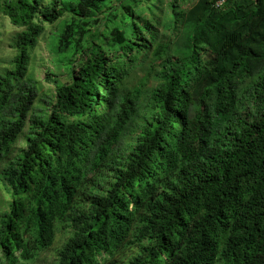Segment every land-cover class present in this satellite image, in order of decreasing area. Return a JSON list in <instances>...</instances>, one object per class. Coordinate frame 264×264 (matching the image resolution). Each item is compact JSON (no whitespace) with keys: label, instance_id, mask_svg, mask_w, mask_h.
I'll use <instances>...</instances> for the list:
<instances>
[{"label":"trees","instance_id":"trees-1","mask_svg":"<svg viewBox=\"0 0 264 264\" xmlns=\"http://www.w3.org/2000/svg\"><path fill=\"white\" fill-rule=\"evenodd\" d=\"M113 2L0 0V264H264V0Z\"/></svg>","mask_w":264,"mask_h":264},{"label":"rangeland","instance_id":"rangeland-1","mask_svg":"<svg viewBox=\"0 0 264 264\" xmlns=\"http://www.w3.org/2000/svg\"><path fill=\"white\" fill-rule=\"evenodd\" d=\"M161 4L158 2V6L162 9V17L159 22L160 30L164 35L168 34L167 26L169 23V13L165 6L164 0H160ZM112 7L114 6L113 0ZM163 3V4H162ZM108 12L107 10L103 15ZM68 21V16L64 17L60 21L55 22L53 25H46L44 27V32L40 38L38 45L35 47L34 51L30 57L29 71L33 73L36 80L41 83V93L47 95L46 100L49 101L50 96L53 95L54 86L49 79L55 78L59 79L61 82L68 81V59L71 56L70 53L59 52L56 48L54 42L56 36L60 33L65 23ZM0 22L3 24V30L5 32L11 31L12 27L8 24L7 20ZM102 22H100L101 24ZM0 54L9 55L10 51L8 48L4 47L0 49ZM49 78V79H48ZM23 139L19 140L18 147L23 146ZM57 246V244H56Z\"/></svg>","mask_w":264,"mask_h":264}]
</instances>
